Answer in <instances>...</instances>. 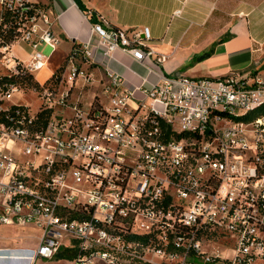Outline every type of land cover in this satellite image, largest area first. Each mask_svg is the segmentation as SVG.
I'll list each match as a JSON object with an SVG mask.
<instances>
[{
  "label": "built area",
  "instance_id": "obj_1",
  "mask_svg": "<svg viewBox=\"0 0 264 264\" xmlns=\"http://www.w3.org/2000/svg\"><path fill=\"white\" fill-rule=\"evenodd\" d=\"M0 7L16 18L13 39L0 36V226L40 232L34 249H0V264H40L64 250L76 253L70 264H264V80L173 76L130 89L107 71V103L95 97L69 116L55 113L69 89L57 99L59 90L34 91L37 112L53 115L33 131L37 112L9 100L26 90L1 82L43 69L39 47L57 45L55 18L28 0ZM92 31L106 57L152 60L147 27L102 21ZM17 44L31 50L26 63ZM93 47L74 52L62 84H86L77 61L93 65ZM12 106L26 116L15 121Z\"/></svg>",
  "mask_w": 264,
  "mask_h": 264
},
{
  "label": "crops",
  "instance_id": "obj_2",
  "mask_svg": "<svg viewBox=\"0 0 264 264\" xmlns=\"http://www.w3.org/2000/svg\"><path fill=\"white\" fill-rule=\"evenodd\" d=\"M28 1L50 9L55 18L58 43L54 48L40 45L45 66L32 74L37 80V74L46 71L47 79L37 80L40 85L62 66L74 44L87 42L94 45L90 71L117 73L130 89L150 88L162 77L173 76L217 79L237 74L264 80V0H78L84 9L75 0ZM177 11L180 15L173 17ZM102 21L127 31L149 28L152 60L140 63L121 51L106 57L92 31L93 24ZM13 54L26 63L31 50L17 44Z\"/></svg>",
  "mask_w": 264,
  "mask_h": 264
},
{
  "label": "rangeland",
  "instance_id": "obj_3",
  "mask_svg": "<svg viewBox=\"0 0 264 264\" xmlns=\"http://www.w3.org/2000/svg\"><path fill=\"white\" fill-rule=\"evenodd\" d=\"M3 8L0 7V15L3 13ZM1 20V19H0ZM60 56V55H59ZM54 65V64H53ZM77 65L83 68L88 74L86 84L83 79L76 80L71 88L60 83V88L54 98H59L62 94H66L69 89L68 95L65 97V107H56L55 113L59 116H69L72 114L71 107L78 105V107L85 108L92 102L95 97H98V102L102 104L107 103V98L103 94L104 84L106 82L105 74L93 73L90 71L94 67L91 64L85 63L84 60H78ZM69 63H65V67L69 70ZM65 73V72H64ZM63 73V75H64ZM62 75V78H63ZM48 77L46 71L37 74V80L43 83ZM62 82V79H61ZM11 104L26 105L32 112H37L41 107V102L34 91H20L14 92L9 98ZM40 232L33 227H15V226H0V247L17 246L22 248V245H35L39 243ZM40 264H70L68 261H43ZM105 264V263H99Z\"/></svg>",
  "mask_w": 264,
  "mask_h": 264
},
{
  "label": "trees",
  "instance_id": "obj_4",
  "mask_svg": "<svg viewBox=\"0 0 264 264\" xmlns=\"http://www.w3.org/2000/svg\"><path fill=\"white\" fill-rule=\"evenodd\" d=\"M75 2L84 9L83 5L78 1L75 0ZM40 5V4H39ZM15 23L16 18L9 12H4L1 15V29L0 36L3 37V40L5 43L10 42L13 39L14 36V30H15ZM6 29V31H5ZM79 44H74L72 46L71 51L69 52L68 56L66 57L64 63L62 66L52 75V77L47 80L43 85H40L38 81L34 78L33 75L27 74L23 77H14V78H4V80L1 82V84H7L8 86L14 85L17 87H20L21 89L27 90V91H42L44 89H49L52 91H57L60 88V83L62 79V75L66 70L65 63L69 61L70 57L79 49ZM93 67V65H92ZM95 102H98V97H96ZM20 109L19 115L15 113V110ZM260 113V112H258ZM10 117L14 118L15 121L19 120L21 117L26 116V111L23 108V106H12L10 111ZM53 115V111L49 109H42L41 111L37 112L36 119L33 123L32 130H41L45 129ZM0 121L5 122V117H1ZM132 239L137 240H147L146 237H138V236H132L130 237ZM147 242V241H146ZM76 256L75 252H70L69 250H64L60 252L57 257L56 261H71Z\"/></svg>",
  "mask_w": 264,
  "mask_h": 264
}]
</instances>
